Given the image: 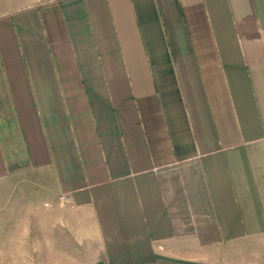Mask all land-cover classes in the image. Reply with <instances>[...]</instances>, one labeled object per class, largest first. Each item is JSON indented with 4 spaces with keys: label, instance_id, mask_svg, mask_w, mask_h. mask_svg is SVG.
<instances>
[{
    "label": "crops",
    "instance_id": "crops-1",
    "mask_svg": "<svg viewBox=\"0 0 264 264\" xmlns=\"http://www.w3.org/2000/svg\"><path fill=\"white\" fill-rule=\"evenodd\" d=\"M6 211L0 264H264V0H0Z\"/></svg>",
    "mask_w": 264,
    "mask_h": 264
},
{
    "label": "rangeland",
    "instance_id": "rangeland-1",
    "mask_svg": "<svg viewBox=\"0 0 264 264\" xmlns=\"http://www.w3.org/2000/svg\"><path fill=\"white\" fill-rule=\"evenodd\" d=\"M33 208V207H32ZM8 211V210H7ZM5 213V215H1L0 216V226H2L3 223H7L6 220H7V217L10 215V213L12 212H7ZM4 214V213H3ZM1 232V231H0Z\"/></svg>",
    "mask_w": 264,
    "mask_h": 264
},
{
    "label": "built area",
    "instance_id": "built-area-1",
    "mask_svg": "<svg viewBox=\"0 0 264 264\" xmlns=\"http://www.w3.org/2000/svg\"><path fill=\"white\" fill-rule=\"evenodd\" d=\"M69 201V197L65 194H61L59 196V202L60 204H64V203H67Z\"/></svg>",
    "mask_w": 264,
    "mask_h": 264
}]
</instances>
